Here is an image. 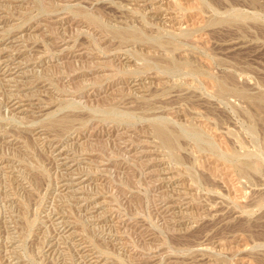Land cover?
Masks as SVG:
<instances>
[{"label":"rangeland","instance_id":"rangeland-1","mask_svg":"<svg viewBox=\"0 0 264 264\" xmlns=\"http://www.w3.org/2000/svg\"><path fill=\"white\" fill-rule=\"evenodd\" d=\"M0 264H264V0H0Z\"/></svg>","mask_w":264,"mask_h":264},{"label":"bare ground","instance_id":"bare-ground-1","mask_svg":"<svg viewBox=\"0 0 264 264\" xmlns=\"http://www.w3.org/2000/svg\"><path fill=\"white\" fill-rule=\"evenodd\" d=\"M156 130H157L158 135L160 136V138L163 141H165V142H167L169 144L173 143L174 137H172V135L170 134V132L167 130V128L165 126L158 125Z\"/></svg>","mask_w":264,"mask_h":264}]
</instances>
